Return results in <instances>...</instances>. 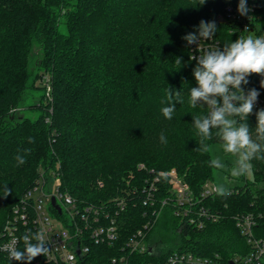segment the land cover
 <instances>
[{
	"label": "trees",
	"instance_id": "trees-1",
	"mask_svg": "<svg viewBox=\"0 0 264 264\" xmlns=\"http://www.w3.org/2000/svg\"><path fill=\"white\" fill-rule=\"evenodd\" d=\"M238 2L0 0V239L9 222L20 237L27 232L12 222L16 209L32 202L30 189L56 179L82 204L125 195L123 238L145 223L144 190L154 183L157 201L170 199L150 231L163 253L179 242L197 253L218 252L226 262L242 255L250 245L233 218L240 213L256 214L263 226L256 234L264 237V160L253 161L252 180L240 177L244 183L230 195L204 201L222 217L203 229L174 214L167 175L174 169L195 194L213 177L211 155L194 151L192 116L206 109L188 103L196 61L182 37L202 19L216 22L213 41L221 48L240 35H264V0H247V16L238 13ZM248 79L245 92L255 88L262 99L247 120L254 128L264 88L260 75ZM168 88L184 98L171 120L161 112ZM17 155L26 163L18 166ZM0 264L18 262L0 250Z\"/></svg>",
	"mask_w": 264,
	"mask_h": 264
},
{
	"label": "built area",
	"instance_id": "built-area-1",
	"mask_svg": "<svg viewBox=\"0 0 264 264\" xmlns=\"http://www.w3.org/2000/svg\"><path fill=\"white\" fill-rule=\"evenodd\" d=\"M214 45L219 43L213 39L201 41V47L204 48ZM191 46L193 56H199L196 45ZM260 104L262 99L259 96L255 105ZM167 175L173 192L171 201L174 202V214L181 216L189 226L203 229L209 222H217L222 217L220 210L204 204L209 196L215 194L208 181L202 191L195 194L174 169ZM53 181L43 182L30 189L26 197L32 198V202L17 208V215L12 221L14 224L21 222L23 227L28 226L27 232H36L39 229L46 231L49 241L46 246L50 251L46 256H39L36 264H231V261L235 264H264V237L256 234V229H263V226H260L259 217L254 213L233 215L250 249L227 262L218 252L212 255L197 253L179 242L169 252L163 253L161 245L153 240L150 231L170 199L158 202L154 183L144 190L146 195L143 204L147 207L143 213L146 217L145 223L132 235L123 238L120 217L128 205L125 195H117L98 204H82L71 194L61 190L59 185L53 192L50 189ZM100 184L103 185L102 182ZM183 229L182 225L179 226L177 233L181 234ZM17 232L18 226L9 222L0 239V250L8 258V246L13 241H19L15 247H20L21 237ZM145 255L154 260H144Z\"/></svg>",
	"mask_w": 264,
	"mask_h": 264
},
{
	"label": "clouds",
	"instance_id": "clouds-1",
	"mask_svg": "<svg viewBox=\"0 0 264 264\" xmlns=\"http://www.w3.org/2000/svg\"><path fill=\"white\" fill-rule=\"evenodd\" d=\"M206 0H199L204 5ZM237 11L241 16H247L251 9L247 0H239ZM215 21L201 20L195 30L182 37L187 45H196L199 56H191L196 61L192 75L196 86L189 88L188 103L191 108L206 109L200 115L192 116L193 127L196 130L198 147L194 151L200 154H212L209 167L217 170V182L213 187L216 195L227 197L231 189L226 183L228 172L231 177H247L253 173L254 160H264V109L255 112L256 125L251 128L247 123L253 113L260 93L251 88L245 92L244 85L249 84L248 77L257 74L262 77L260 85L264 88V35H240L235 41L201 47V41L212 40L217 33ZM247 31V29L245 30ZM182 67V58L174 60ZM166 106L161 108L163 116L171 120L177 104H183L181 91L167 89ZM216 140V145L209 141ZM162 143H166L163 133L160 135ZM29 142L34 140L29 138ZM231 156L234 160L229 167L225 158ZM17 165H23V156H16ZM6 196L11 190L5 185ZM23 249L19 250L13 241L8 246L9 257L18 264H31L38 256H46L50 251L46 246L49 241L44 229L36 232L29 230L20 238Z\"/></svg>",
	"mask_w": 264,
	"mask_h": 264
},
{
	"label": "rangeland",
	"instance_id": "rangeland-1",
	"mask_svg": "<svg viewBox=\"0 0 264 264\" xmlns=\"http://www.w3.org/2000/svg\"><path fill=\"white\" fill-rule=\"evenodd\" d=\"M213 145L215 146L216 143H213ZM210 155H212V154H210ZM233 160H234L233 157L228 156L225 158V163L230 167ZM222 175L227 177L226 183L228 184L230 189L234 188V187H238L244 183V181L241 180L240 178L231 177L228 172H223ZM247 178L252 180L253 179V173L251 175L247 176ZM208 182H209L210 187H214V185L216 184V182H217V170L215 168L213 171V177H212V179L208 180ZM59 184H60V180H58V179L54 180L50 186V189L54 192ZM43 198L45 199L44 200L45 203H47L46 198L44 196H43Z\"/></svg>",
	"mask_w": 264,
	"mask_h": 264
},
{
	"label": "water",
	"instance_id": "water-1",
	"mask_svg": "<svg viewBox=\"0 0 264 264\" xmlns=\"http://www.w3.org/2000/svg\"><path fill=\"white\" fill-rule=\"evenodd\" d=\"M52 202H53V204L55 205V198L52 199ZM56 208L59 210V212H61V209H60L59 206L56 205ZM230 263H231V264H235V263L232 262V261H231Z\"/></svg>",
	"mask_w": 264,
	"mask_h": 264
}]
</instances>
